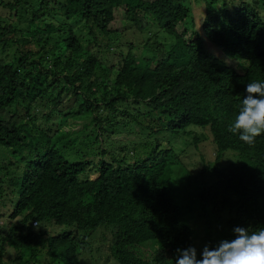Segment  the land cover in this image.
Masks as SVG:
<instances>
[{
    "label": "trees",
    "instance_id": "trees-1",
    "mask_svg": "<svg viewBox=\"0 0 264 264\" xmlns=\"http://www.w3.org/2000/svg\"><path fill=\"white\" fill-rule=\"evenodd\" d=\"M204 4V34L243 75L208 50L189 0H0V264H85L81 231L101 227L120 264H175L194 226L210 248L235 227L264 228V134L248 145L228 131L246 85L264 82V15L256 2ZM121 9L150 53L123 51L111 27ZM161 108L168 121L155 125ZM74 118L94 138L78 135L83 124L66 134L78 156L67 160L64 138L52 141Z\"/></svg>",
    "mask_w": 264,
    "mask_h": 264
},
{
    "label": "clouds",
    "instance_id": "clouds-1",
    "mask_svg": "<svg viewBox=\"0 0 264 264\" xmlns=\"http://www.w3.org/2000/svg\"><path fill=\"white\" fill-rule=\"evenodd\" d=\"M189 4L191 5L192 9L197 8L198 5L194 3V0H189ZM256 10L260 15H264L263 7H259L257 5ZM202 11L204 12L202 15L203 21L201 24L202 31L199 29L198 30L202 33L206 46L207 43H212L213 47H215L217 46L216 43L204 34L203 23L206 19L207 13H205V8H203ZM140 43H142V46L144 43L146 44V38L139 40L138 44ZM233 60L236 59L227 56L224 59L226 67L234 70L239 75H243L246 71L245 67L238 61L232 62ZM206 73H209V70H207ZM245 91L246 96H244L240 102L238 111L234 117L233 123L229 125L228 131L234 134H239V139L241 141L248 145H252L255 143L257 137H260L262 134H264V82L253 81L248 83L246 85ZM85 96H87V100H89V102H92L93 104L97 102V98H94L89 94H85ZM66 99L67 97H64L63 101H66ZM167 114L169 113L165 112L164 108H161L158 109L157 116L153 114L150 116V119L155 120V125L163 124L164 122L168 121ZM110 115L114 123L121 124L127 129L131 128L133 125V120L130 122H121L123 121L122 118L114 117L112 113H110ZM122 117L126 118L124 116ZM70 121H66L60 126L59 129L62 130L57 132V134L54 136L55 141H52V144H55L58 148H60V145L55 137L57 136L58 138H64V141L60 142L62 143V147L65 149L64 155L67 160L69 158H78V156L75 157L74 155H69L68 143L65 141L66 133L64 132V129L67 127ZM162 136H164V134L160 135V137ZM122 138L123 136L119 137V139ZM82 142L84 141H77L79 144ZM95 144V147L92 146L93 151L95 153L98 151L99 154L102 150L98 148L97 141ZM34 227L39 230V228L42 227L41 222L38 220ZM233 231L235 233V239L222 240L215 248L205 246L200 253L202 258H198L197 249L195 247L190 246L187 249H177L178 256L175 259V264H264V228H258L249 232V230L246 228L235 227Z\"/></svg>",
    "mask_w": 264,
    "mask_h": 264
},
{
    "label": "rangeland",
    "instance_id": "rangeland-1",
    "mask_svg": "<svg viewBox=\"0 0 264 264\" xmlns=\"http://www.w3.org/2000/svg\"><path fill=\"white\" fill-rule=\"evenodd\" d=\"M137 1L138 0H128V3H131V5H135L137 3ZM242 1H247V2H250L252 4L257 2L258 4L261 5V7L264 8V0H229V4L230 5L239 4ZM194 3L195 4H201V3L204 4V0H194ZM203 8H204L203 5L202 6L197 5V8L193 9V11H194L193 16L195 19L196 28L201 30V31H202L201 24L203 21L202 15L204 14V12L202 11ZM123 18H124V12L121 9L119 16L114 20L111 27L113 28L114 31L123 30V37H122L123 47H122V49L124 52H127L130 48V42H132L133 45H137L138 44L137 39L143 37V35L140 32H132L130 29L132 26L128 27V24L124 22ZM166 38H159V37L156 38L155 36H152L151 42H158V40L161 41L162 39L167 40ZM140 44L142 46V43H140ZM151 47H153V46H151ZM207 47H208L209 51H211V53L214 54L215 56L224 57V59L226 58L218 46H215L216 47L215 48V47H213L212 43H207ZM11 49L12 48H9L8 52H11ZM132 49H133V52L136 53V55H138L141 51H145V52L150 53V51L148 49V45H144L142 47V50L139 49L138 46L135 48H132ZM0 56H3L1 49H0ZM232 62H237V60H233ZM71 120L72 121H70L68 123L67 127L64 129V132L66 134H72L73 131L79 129L83 124L84 128H83L81 133H78V135L82 139L86 140V142H89L88 140H91L94 138V135L90 131L92 129V126H91V124H88L90 120H88L87 118H79V119L74 118ZM164 136H165V133H164ZM164 136H162L161 138H164ZM97 137H98V134L96 136V140H97ZM114 139L116 140V137H114L113 140ZM102 141H107V139L104 138ZM128 141H132V140H128ZM207 141H209L211 143L210 145H207V151L210 152V147L213 145L212 144V137ZM191 154L194 155V154H196V152H190V153H188V156ZM209 156H210V160H211L212 164H214L215 154L212 153ZM230 158H231L230 155L226 156L225 159L222 161V164L221 163L220 164L222 166L226 165L227 162L230 161ZM9 159H10V154H9L8 148L0 146V160L3 162H8ZM93 159L98 161L99 158L94 157ZM191 162L197 165L200 162V159L198 156H196L191 160ZM200 169H201V165L199 163L198 168H196L194 170H200ZM91 176H95V174H92ZM208 180H209V182L212 181L210 177H208ZM100 229L103 230V232H105V233L102 234L101 232L97 231L98 236L97 235L86 236V233L90 232V230L81 231V233H82L81 239H87L90 242L87 244H83L82 242H79V246H80L79 247V253L85 254L84 263L85 264H120L115 259L113 252L111 250V242L113 241L115 236L113 235V233L110 230L104 229L103 227H101ZM101 235L105 236L104 240L101 238H98ZM193 235L196 237L194 247L197 250H200L206 246V242H204L202 239L203 232L201 231L200 227L194 226V234ZM36 264H39V263H36ZM41 264H45V263H41Z\"/></svg>",
    "mask_w": 264,
    "mask_h": 264
}]
</instances>
